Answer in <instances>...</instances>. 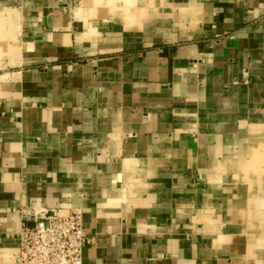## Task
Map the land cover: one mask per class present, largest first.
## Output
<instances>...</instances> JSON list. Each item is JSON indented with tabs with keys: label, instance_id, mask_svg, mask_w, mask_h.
Returning a JSON list of instances; mask_svg holds the SVG:
<instances>
[{
	"label": "crops",
	"instance_id": "1",
	"mask_svg": "<svg viewBox=\"0 0 264 264\" xmlns=\"http://www.w3.org/2000/svg\"><path fill=\"white\" fill-rule=\"evenodd\" d=\"M52 208L83 264H264V0H0V264Z\"/></svg>",
	"mask_w": 264,
	"mask_h": 264
},
{
	"label": "built area",
	"instance_id": "2",
	"mask_svg": "<svg viewBox=\"0 0 264 264\" xmlns=\"http://www.w3.org/2000/svg\"><path fill=\"white\" fill-rule=\"evenodd\" d=\"M18 236L15 264H83L95 240L84 230L80 212L56 208L22 212Z\"/></svg>",
	"mask_w": 264,
	"mask_h": 264
},
{
	"label": "water",
	"instance_id": "3",
	"mask_svg": "<svg viewBox=\"0 0 264 264\" xmlns=\"http://www.w3.org/2000/svg\"><path fill=\"white\" fill-rule=\"evenodd\" d=\"M30 226H33L32 224Z\"/></svg>",
	"mask_w": 264,
	"mask_h": 264
}]
</instances>
